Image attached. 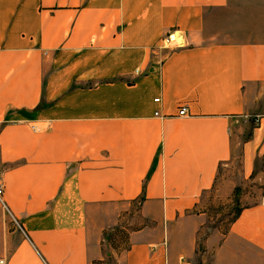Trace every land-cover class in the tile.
<instances>
[{
	"label": "crops",
	"instance_id": "crops-1",
	"mask_svg": "<svg viewBox=\"0 0 264 264\" xmlns=\"http://www.w3.org/2000/svg\"><path fill=\"white\" fill-rule=\"evenodd\" d=\"M249 179L264 0H0L3 264H264L262 194L200 234Z\"/></svg>",
	"mask_w": 264,
	"mask_h": 264
},
{
	"label": "rangeland",
	"instance_id": "rangeland-1",
	"mask_svg": "<svg viewBox=\"0 0 264 264\" xmlns=\"http://www.w3.org/2000/svg\"><path fill=\"white\" fill-rule=\"evenodd\" d=\"M173 44L175 46L180 45ZM264 195V180H246L240 185H236L232 194L226 196L218 194L215 190L211 191L207 197L206 209L208 211L207 223L201 228L200 234H209L218 231L219 234L225 233L229 224L235 218L241 206L253 204L260 195ZM10 220V219H9ZM11 226L17 227L12 221ZM125 233V232H124ZM200 243V242H199ZM115 251L119 252L125 246V234H117L115 237ZM113 258H107L102 264H113Z\"/></svg>",
	"mask_w": 264,
	"mask_h": 264
},
{
	"label": "built area",
	"instance_id": "built-area-1",
	"mask_svg": "<svg viewBox=\"0 0 264 264\" xmlns=\"http://www.w3.org/2000/svg\"><path fill=\"white\" fill-rule=\"evenodd\" d=\"M173 44H178V37H174V36L170 35V36L166 37L163 40V46H165V47L171 46ZM185 113H186V109L185 108H182V109H180L178 111V115L179 116H184ZM157 115H158V113H155V116H157ZM0 205L3 208V210L9 215V217L11 218V221L19 228V225H18L17 221L9 213L8 209L6 208V206H5V204H4L3 200H2V187H1V185H0ZM0 264H3V262L0 261Z\"/></svg>",
	"mask_w": 264,
	"mask_h": 264
},
{
	"label": "bare ground",
	"instance_id": "bare-ground-1",
	"mask_svg": "<svg viewBox=\"0 0 264 264\" xmlns=\"http://www.w3.org/2000/svg\"><path fill=\"white\" fill-rule=\"evenodd\" d=\"M177 36H178V42L182 43L180 36L179 35H177ZM174 37H176V35Z\"/></svg>",
	"mask_w": 264,
	"mask_h": 264
},
{
	"label": "trees",
	"instance_id": "trees-1",
	"mask_svg": "<svg viewBox=\"0 0 264 264\" xmlns=\"http://www.w3.org/2000/svg\"><path fill=\"white\" fill-rule=\"evenodd\" d=\"M121 234H123V233H121Z\"/></svg>",
	"mask_w": 264,
	"mask_h": 264
}]
</instances>
